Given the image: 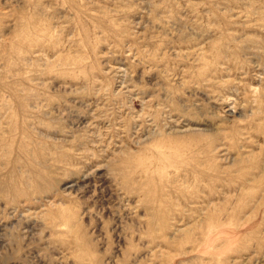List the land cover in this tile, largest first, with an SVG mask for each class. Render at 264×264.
I'll use <instances>...</instances> for the list:
<instances>
[{
    "label": "rangeland",
    "instance_id": "374dc122",
    "mask_svg": "<svg viewBox=\"0 0 264 264\" xmlns=\"http://www.w3.org/2000/svg\"><path fill=\"white\" fill-rule=\"evenodd\" d=\"M0 264H264V0H0Z\"/></svg>",
    "mask_w": 264,
    "mask_h": 264
},
{
    "label": "bare ground",
    "instance_id": "6f19581e",
    "mask_svg": "<svg viewBox=\"0 0 264 264\" xmlns=\"http://www.w3.org/2000/svg\"><path fill=\"white\" fill-rule=\"evenodd\" d=\"M71 187V186H70Z\"/></svg>",
    "mask_w": 264,
    "mask_h": 264
}]
</instances>
